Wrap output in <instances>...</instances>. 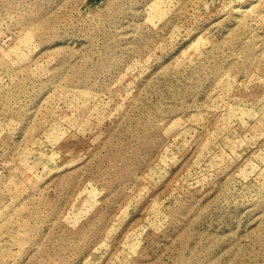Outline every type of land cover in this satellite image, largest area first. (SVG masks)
<instances>
[{"label":"rangeland","instance_id":"1","mask_svg":"<svg viewBox=\"0 0 264 264\" xmlns=\"http://www.w3.org/2000/svg\"><path fill=\"white\" fill-rule=\"evenodd\" d=\"M0 264H264V0H0Z\"/></svg>","mask_w":264,"mask_h":264}]
</instances>
